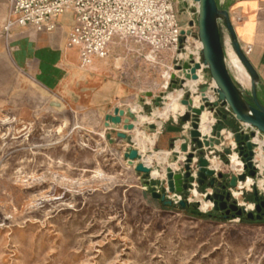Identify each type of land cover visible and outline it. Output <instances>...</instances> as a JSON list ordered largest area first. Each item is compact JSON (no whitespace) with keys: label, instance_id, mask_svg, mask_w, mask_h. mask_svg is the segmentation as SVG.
<instances>
[{"label":"rangeland","instance_id":"1","mask_svg":"<svg viewBox=\"0 0 264 264\" xmlns=\"http://www.w3.org/2000/svg\"><path fill=\"white\" fill-rule=\"evenodd\" d=\"M222 42L230 74L248 92L249 79L242 84L233 70L234 52L224 30ZM127 45L131 53L120 44L111 59H118L122 74L152 97L169 92L170 76L178 75L171 53H153L158 60L143 47ZM201 82L202 76L186 88L193 94ZM170 94L151 116L138 115L144 136V122L153 119L157 128L171 122L172 114L162 121L156 116ZM207 96L213 99L211 92ZM181 99L182 92L176 115L183 110ZM191 101L199 105V97L192 95ZM69 117L31 92L21 100L0 86V264H264V222L203 218L177 204L163 206L147 189L134 188L144 182L135 180L121 152L97 146L105 139L95 130L86 136L85 127ZM150 140L145 137V149L136 144L139 153L153 147ZM163 176L151 173L153 179ZM196 195L194 190L187 197L190 205ZM233 195L253 209L250 191ZM210 210L200 209L206 216Z\"/></svg>","mask_w":264,"mask_h":264},{"label":"water","instance_id":"2","mask_svg":"<svg viewBox=\"0 0 264 264\" xmlns=\"http://www.w3.org/2000/svg\"><path fill=\"white\" fill-rule=\"evenodd\" d=\"M221 0H182L184 11L190 13L188 30L181 36L180 49L186 38L200 44L198 60L189 55L187 61L174 66L175 73L170 76L167 86L169 92L161 93L155 98V106H163L165 96L174 91H181L183 99L179 101L184 107L183 112L172 117L173 124L165 128L167 133L175 134L183 142L179 146L182 155L181 164L177 170L166 167L162 180L150 183L153 170L140 162L138 150L131 147L124 148L117 145L106 135L111 148L123 152L126 165L133 168L138 175L144 176V184L151 198L162 203L163 206L177 204L182 210L190 214L201 216L200 202L190 205L187 197L195 190L205 202L211 204L207 215L211 212L225 213L222 219H238L244 222L260 223L264 218V165L258 167L260 161L255 160L258 153L264 161V105L258 98L260 86L259 77L247 56L243 53L235 36L228 12L220 7ZM225 31L229 46L249 76V91L244 90L232 77L227 65V56L222 42V32ZM199 73L202 82L196 86L191 94L185 87L186 82H198ZM171 90V92H170ZM211 92V100L207 93ZM199 97V105L194 106L191 96ZM152 97V93L147 94ZM208 112L214 120L208 135L200 132V117ZM105 128L116 130L122 124L121 133L116 138L122 142H129V133L134 129L138 116L132 109L118 110L113 115L105 116ZM157 127L149 124L146 130L154 133ZM177 138L170 142L174 148ZM235 155L240 161L239 173H224L221 169L210 167V158L217 159L224 168L230 167L231 157ZM236 171V170H235ZM162 174V173H161ZM250 179L249 186L239 188ZM157 187L161 191L157 190ZM248 188V189H247ZM250 191L249 197L252 210L248 211L239 205L233 193Z\"/></svg>","mask_w":264,"mask_h":264},{"label":"crops","instance_id":"3","mask_svg":"<svg viewBox=\"0 0 264 264\" xmlns=\"http://www.w3.org/2000/svg\"><path fill=\"white\" fill-rule=\"evenodd\" d=\"M220 7L228 12L242 50L247 46L251 47L247 58L259 77L260 86L257 95L264 105V0H221ZM176 9L181 25L185 26L191 15L184 11L182 0H177ZM10 11L11 0H0V86L13 97L16 96L22 100L25 93L31 92L61 113H70L68 122L73 124L77 121L84 126L86 136H89L90 131L95 130L101 139H105L103 142L96 143L102 149L110 147L105 137L111 133L115 144L123 145L125 149L131 147L139 151L132 139L128 145L127 142L116 138L117 133L123 132L122 124L116 130L111 127L105 128L104 119L105 116L113 115L118 110L127 109H132L137 116H151L153 110L159 109L154 104L157 96L150 98L147 96V90H138L129 80L128 75L122 74L125 71L120 70V65L116 64L115 61L118 59L115 61L111 59L115 55V48L120 44H125L126 52L131 53L132 50L127 44L134 43L148 50L153 59H158L151 49L134 40L115 37L106 58H96L91 67L82 68L77 50L67 47L68 35L74 25L72 13H65L54 19L52 22L55 27L51 32L38 31L32 26L16 25L5 31ZM232 64L241 83L246 84L249 79L248 74L235 54ZM182 108L184 110V107ZM172 117L174 116L170 115L169 123L161 122L154 133L146 130V127L153 123L144 122L142 126L145 137L153 140V147L144 154L140 153V162L143 163V158L146 156L161 152L160 156L161 158L165 156V161L154 162L152 166H147L157 169L159 173H163L165 168L172 164H181L182 155L179 152V146L183 140L165 130L167 126L173 124ZM154 125L157 127L155 123ZM128 135L130 138L133 137ZM174 138L178 140L172 149L170 142ZM121 153L123 155V152ZM234 158L237 159L233 155L230 160ZM178 167L177 165L176 169L171 168L177 170ZM220 169L226 174L235 172L231 167L224 168L222 164ZM133 173L135 180L144 182V176ZM149 181L152 184L156 179L150 178ZM134 188L142 191L147 189L145 184L143 187L134 186Z\"/></svg>","mask_w":264,"mask_h":264},{"label":"built area","instance_id":"4","mask_svg":"<svg viewBox=\"0 0 264 264\" xmlns=\"http://www.w3.org/2000/svg\"><path fill=\"white\" fill-rule=\"evenodd\" d=\"M177 0H11L10 18L5 26H32L38 31L54 30L57 17L72 13L74 25L67 47L78 52L82 68L92 66L94 59L108 56L115 37L147 45L153 53L168 51L173 66L198 60L200 44L186 38L180 49L181 36L188 30L179 21ZM251 47L243 49L247 56ZM264 146V143H263ZM237 170L233 173H239Z\"/></svg>","mask_w":264,"mask_h":264},{"label":"bare ground","instance_id":"5","mask_svg":"<svg viewBox=\"0 0 264 264\" xmlns=\"http://www.w3.org/2000/svg\"><path fill=\"white\" fill-rule=\"evenodd\" d=\"M199 80H201L200 74H199ZM194 83H196V82H188L187 84L193 85ZM187 84H185V87ZM180 97H181V92H176V93L170 94V101L168 102L167 106L164 107L162 109V111L157 112L156 116L162 120V119H166L168 117V115H170V114L176 115L175 103ZM143 120L145 121L146 119L143 118L142 121ZM153 121H154L153 119H150L149 122L152 123ZM200 122H201V126H200L201 134L202 135H208L210 132V129H211L210 126L213 124V119H212L211 115L209 113H203L201 115ZM140 128H141V122L134 125V129L132 131L133 139H134L136 144L142 146V149H145V144H144L145 136L141 133ZM149 142L151 143V145L153 144V140H150ZM160 153H154L152 156H148V158L145 161V165L150 166V165H153L154 162H160L163 160L165 161V156L163 158H161ZM162 153H164V152H162ZM255 160L260 161V163L258 165L259 168L262 167V165H264L262 154L258 153L255 157ZM170 166L175 167V164L170 165ZM240 166H241V164L237 159H235V158L232 159V161L230 163V167L232 170H234V171L238 170V169H240ZM210 167L214 170H218L221 168V164L219 163V161H217V159H214L211 162ZM163 174H164V171L161 174V176H163ZM158 175H159V173L157 171L152 172L153 177H157ZM196 199H197V201L200 202V209L202 211H206L207 209L210 208V206H211L210 203H205V201L202 200V198L199 195H196Z\"/></svg>","mask_w":264,"mask_h":264},{"label":"flooded vegetation","instance_id":"6","mask_svg":"<svg viewBox=\"0 0 264 264\" xmlns=\"http://www.w3.org/2000/svg\"><path fill=\"white\" fill-rule=\"evenodd\" d=\"M208 203H209V202H208ZM210 205H211V204H210ZM211 214H212L211 218H214V219H222V218L225 217V213L211 212ZM231 217H232V214H230V215L228 216V218H230V219H231ZM262 222H264V218H263V220H262L260 223H262Z\"/></svg>","mask_w":264,"mask_h":264},{"label":"trees","instance_id":"7","mask_svg":"<svg viewBox=\"0 0 264 264\" xmlns=\"http://www.w3.org/2000/svg\"><path fill=\"white\" fill-rule=\"evenodd\" d=\"M201 217H203V218H208V216H206V215H201Z\"/></svg>","mask_w":264,"mask_h":264}]
</instances>
